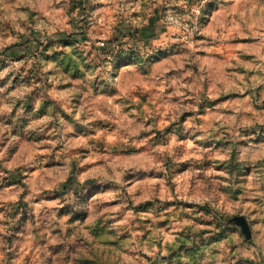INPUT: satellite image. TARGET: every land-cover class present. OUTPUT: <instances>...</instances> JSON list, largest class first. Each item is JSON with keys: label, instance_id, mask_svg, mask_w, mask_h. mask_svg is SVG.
Segmentation results:
<instances>
[{"label": "rangeland", "instance_id": "rangeland-1", "mask_svg": "<svg viewBox=\"0 0 264 264\" xmlns=\"http://www.w3.org/2000/svg\"><path fill=\"white\" fill-rule=\"evenodd\" d=\"M124 2L140 5L139 12L131 13L140 27L114 12L93 19L91 14L105 6L92 0H62L56 5L64 7L67 27L47 43L33 30L36 11L20 8L27 15L15 24L23 32L12 22L0 21V73L7 70L0 79V88L5 89L0 92V107L12 105L11 112L0 114V123L8 129L0 137V194L5 188L13 189L8 195L23 190L14 204L0 201V214L5 216L0 220L5 229L0 232V252L5 254L0 264H201L206 258L209 264H264V252L258 261L249 255L264 246V199L248 195L245 169L236 162L241 145L254 143L252 137L264 140V124L258 122L264 120V72L257 68V51L264 55V49H257L254 24L222 44L194 34L193 40L212 50L192 52L160 23L166 7H152L155 0ZM173 10L185 12L176 6ZM218 11V0H210L200 22L208 17L205 26H210ZM205 59L234 73L233 87L209 99L205 80L197 100V93L184 85L207 75L202 69ZM48 64L54 67L45 68ZM134 66L135 72L121 75ZM109 77H120V86L110 84ZM157 77H174L177 83L161 93ZM124 89L131 90V100L121 98ZM17 92L23 97L12 96ZM60 93L68 95L60 99ZM91 101L100 106L104 118L77 119V111ZM125 116L136 121L130 130L124 127ZM218 116L247 118L256 126L239 128L236 135L229 125L220 127L212 119ZM46 117L51 119L41 123ZM86 119L87 126L82 122ZM190 120L200 128H186ZM209 122L213 128L205 127ZM85 137L91 150L66 149L65 142ZM188 140L197 147L176 146V141ZM170 146L176 154L201 158L179 168L165 158L166 172L129 167H149L154 150ZM99 168L113 176V170L127 169L121 180L130 182L122 185L114 178L101 184L99 173L83 183L77 180L78 174ZM223 171L231 179L218 175ZM151 180L164 182L155 185L153 194L147 183ZM179 188L204 202H187L177 194ZM232 203L257 207L246 214L240 209L236 215L219 210ZM237 217L248 224L250 239L233 222ZM29 236L35 239L30 242Z\"/></svg>", "mask_w": 264, "mask_h": 264}, {"label": "clouds", "instance_id": "clouds-1", "mask_svg": "<svg viewBox=\"0 0 264 264\" xmlns=\"http://www.w3.org/2000/svg\"><path fill=\"white\" fill-rule=\"evenodd\" d=\"M149 2L151 3V0H149ZM209 2L210 0H199V3H193L191 6H189L188 0H155V3L151 6H162L167 8V11L163 13L164 18L160 21V23L166 25L173 33L177 34L178 41H183L184 44L192 52L212 50L210 48H204L202 46L203 42L193 40L192 37L194 34L211 37L213 41H218L222 44L233 33L237 35L243 34L244 30L249 28L251 24H254L256 28V32L253 35L257 37L259 41L257 49H264V2H262V0H218L220 4V11L216 12L215 15L211 17V25L206 27L205 25H207L208 17L204 18L203 24L200 22V18L202 9H204L206 5L209 4ZM61 3L62 0H0V21L12 22L16 26L18 32H23L24 29L15 24L17 20L23 19L27 15V13L20 11V8L27 7L32 11H36L38 15L35 18L36 23L33 26V30L40 34L39 39L47 43L49 39H56V33L65 30V28L67 27V24L65 23L66 13L64 7H56V5H60ZM92 3L102 4L105 6L104 8L97 9L96 12H93L91 14L93 19L100 16L101 13L114 12L118 16L123 15L125 18H127L129 23L133 24L134 27L141 26V23L139 21L131 19V13L133 11L139 12L141 10L139 4H126L124 0H92ZM173 6L183 8L185 10L184 14L174 11ZM237 17L239 18L238 20ZM143 23L146 24L147 20L143 21ZM228 26H230V30ZM67 50L71 51V49ZM257 60L260 62L257 64L258 70L260 72H264V55L260 54L259 50L257 51ZM196 62L200 63V58H197ZM41 64H44V62L41 61ZM16 67H19V64H17ZM50 67L54 66L51 64L45 65V68ZM202 69L207 73L206 76L198 77L194 85H184V87L193 89L197 93V96L195 97L197 100L199 99L198 94L202 90L200 86L205 80H207L209 85V99H215L217 92H227L233 87L232 78L235 76V74H229L222 71V69L218 67V62H212L208 59H205L202 63ZM135 71V66L132 68H125L122 70L121 75L127 72ZM6 73L7 70L4 73H0V79H2L3 76L6 75ZM240 79L242 80L243 78L240 77ZM108 80L109 83L114 87H119L121 84L120 77H117L116 79H112L111 77H109ZM156 80L157 85L159 86V91L161 93L165 91L166 87L173 86L177 83V80L174 77H169L166 79L157 77ZM220 84H224L226 87L223 89H218L217 86ZM4 91L5 89L0 88V92ZM239 91L243 92L245 91V89L243 87H240ZM23 94V92H17L12 93V96L19 99L23 97ZM65 95H68V93H60L59 98L63 99ZM261 95L264 96V93H261ZM121 98H127L131 100L133 98L131 90H122ZM11 110V104L5 105L3 107H0V114L11 112ZM245 111H251V109H246ZM76 115L77 119H79L81 115H88L94 118H104V113L101 111L100 106L95 101H91L90 104L86 103L83 108L77 111ZM50 119V117H46L45 120L41 123H46ZM124 119L127 120V124L124 125L126 129L130 130L136 124V121L134 119H129L127 116H125ZM212 119L218 120L220 127L229 125L236 135H239V132L237 131V129L239 128H253L256 126V122L243 117H241L240 121L237 120L236 116H218L212 117ZM60 122L63 123L62 120ZM82 122L85 124V126H87L89 120L86 119ZM258 122L260 124H264V120H260ZM205 127L213 128V124L209 122ZM186 128L199 129L200 126L197 125L194 120H190L187 123ZM7 130V127L3 123H0V137H2L3 133ZM247 136L248 134L246 133L244 137H241V139H245L247 138ZM203 138L204 137H199V139ZM13 139L16 138L13 137ZM88 139L89 138L85 137L75 143L71 141L65 142L66 149L82 147L91 150L93 146L88 143ZM252 140H254L255 142L249 143L246 147L244 145H241V149H238L239 154L237 155L236 162L241 164L245 169V178L248 181V195L253 199H264V191L260 190L261 187L264 186V140H258L256 137H252ZM176 146H184L187 149H194L197 147L191 140H188L187 142L176 141ZM165 158H171L173 160V163L179 168L181 164L190 161L193 158L198 160L201 157L195 156L194 153L176 154L172 151V146H170L166 151L163 149L154 150V154L150 155L149 157V167H144V165L138 166L136 164H130L129 167L133 169H136L138 167L143 168L145 172H148L152 169L157 172H166V168L164 167ZM24 163L28 164L29 161L25 160ZM257 165H259V167H257ZM248 169L252 170L251 175L247 174ZM126 170L127 169H123L120 172H115V170H113V176L109 175L108 172L103 168L94 169L93 172L78 174L77 180L80 183H83L84 180L92 176L93 173H99L98 178L100 179L101 184H103L107 180H112L115 178L117 183H121L123 185L130 182H124L121 180ZM195 174L196 173L193 172L190 175ZM2 175L3 173H0V176ZM218 175L231 179L226 171L220 172L218 173ZM181 179L184 178L181 177ZM176 182L178 183L179 181ZM147 183L149 186L150 194H153L155 185L158 183L163 184L164 182L151 180ZM137 187H143V185L137 184ZM21 191L23 190L17 188L15 194L8 195L9 193L13 192V189L5 188L3 190V194H0V201H3L5 204H7L8 202L14 204L18 201ZM85 191L87 192V190ZM177 194L189 203L204 202L203 198L185 194L183 188L177 189ZM112 195L114 196L116 194L113 193ZM111 198L112 196L108 197V199ZM26 199L30 200L31 198L28 197ZM97 199V197H93L94 201H96ZM0 206H3V204H0ZM35 207L39 208L41 207V205H35ZM256 207L257 205L252 203L248 204L247 206L240 203H232L226 206H221L219 210L222 213L236 215L237 211L240 209H243V212L241 214H246L251 212V210ZM128 215L132 216V213L129 212ZM4 219L5 216L3 214H0V220ZM4 231V227L0 226V232ZM34 239L35 238L32 236L28 237V240L30 242ZM0 247H3L2 242H0ZM21 252L25 253V250L21 249ZM36 252H39V249H36ZM261 252H264V246H261L259 250L257 248H253L249 253L250 258L254 261H258ZM4 258L5 254L3 252H0V262H2ZM22 259L23 256H21V260ZM34 260H38V256H34ZM13 264H20V261H14ZM201 264H209V260L206 258L205 260L201 261Z\"/></svg>", "mask_w": 264, "mask_h": 264}, {"label": "water", "instance_id": "water-1", "mask_svg": "<svg viewBox=\"0 0 264 264\" xmlns=\"http://www.w3.org/2000/svg\"><path fill=\"white\" fill-rule=\"evenodd\" d=\"M233 222L240 227L241 232L245 236L246 239H250L251 234L248 227V224L246 223L245 219L242 217L234 218Z\"/></svg>", "mask_w": 264, "mask_h": 264}]
</instances>
